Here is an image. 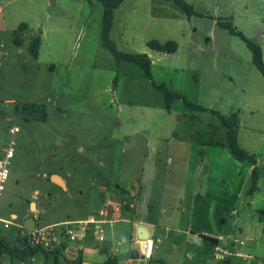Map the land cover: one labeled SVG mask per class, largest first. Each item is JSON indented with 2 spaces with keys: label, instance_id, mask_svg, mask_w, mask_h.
I'll return each instance as SVG.
<instances>
[{
  "label": "rangeland",
  "instance_id": "1",
  "mask_svg": "<svg viewBox=\"0 0 264 264\" xmlns=\"http://www.w3.org/2000/svg\"><path fill=\"white\" fill-rule=\"evenodd\" d=\"M53 1L0 2V155L9 140L13 148L0 193V218L10 220L8 227L0 222L3 241L13 244L16 235L25 233L19 225L30 214L32 200L41 209L42 225L89 211L96 215L109 201L98 186L108 187L111 181L125 189L139 183L141 196L153 185L150 193L161 194L168 208L180 196L188 203L201 177L215 201H231L238 194L240 207L246 208L243 190L251 182V164L232 156L226 128L212 110L237 112V143L258 158L257 198H264V77L243 39L216 22L229 20L259 44L264 58V0H187L195 9L190 16L170 1L169 11L178 14L168 12L159 21L147 16V0H127L117 9L116 46L146 52L152 80L203 110L182 98L166 107L161 89L134 62L116 60L102 47L98 0ZM119 18L126 19V27ZM57 23L61 28H48ZM41 27L45 31L34 57L27 47ZM155 39L173 40L176 50L149 48L146 42ZM50 171L64 176L65 189L48 180ZM113 215H122L121 210ZM223 219L226 234L235 223L229 212ZM102 226L104 240H111L117 254L128 256L130 247L138 248L128 234L111 236L110 224ZM213 226L217 231L220 220L214 219ZM9 257L2 254L0 264H15ZM42 257L37 253L30 264H52Z\"/></svg>",
  "mask_w": 264,
  "mask_h": 264
},
{
  "label": "crops",
  "instance_id": "2",
  "mask_svg": "<svg viewBox=\"0 0 264 264\" xmlns=\"http://www.w3.org/2000/svg\"><path fill=\"white\" fill-rule=\"evenodd\" d=\"M57 1L53 2L56 4ZM125 1L127 0H122L114 9L110 30L112 38H115L113 37V31L116 24L117 9ZM170 1L147 0L149 2L147 16L157 21L168 18V12L172 9ZM135 3L136 0H134ZM175 10H171L173 12L170 13L175 14L177 12ZM1 12L2 8L0 5ZM142 16L146 15L138 14V17ZM48 18L50 19L51 16L48 15ZM118 21V23H122V27H126V19L119 18ZM20 26L24 29L27 28L26 24H21ZM48 28L57 30L61 26L57 23V25L55 24ZM38 31H40L41 36L39 39L41 40L45 28L41 27ZM121 33H124L122 29ZM123 43L125 44L124 41ZM3 54L0 52L1 58ZM257 162L258 158L256 157V164ZM245 170L248 174V168H245ZM54 176L58 179H54ZM200 179L201 177L198 178L197 184L191 193L193 196L188 203H183V199L180 196L178 202L168 208L165 203H162L161 194L154 193L153 195L150 193L153 185L150 187L149 192H142V196L140 193L142 185L139 183H134L128 189L120 188L117 183L112 181L108 187L104 184L99 185L98 191L104 192L109 201L97 211L96 215L89 211L79 218L69 219L66 217L44 225L52 229L55 244L64 242L58 258L59 264H99L104 259L111 257H117L114 264H218L219 261L223 264H264V198L259 200L257 198V193L261 190L259 183L257 189L250 194L247 193L248 186L243 190V194H247L245 196H247L249 201L243 198L246 208H241L239 203L241 195L238 196L237 194V198L231 201L223 199L215 201L212 195L207 193V185L199 181ZM48 180L63 189L67 187L66 179L58 171H50ZM245 185H247V179ZM33 205H37L34 200L29 202V211ZM131 208L136 209L130 213ZM239 208L241 212H239ZM100 210H102V213H99ZM117 210H121L122 215H113ZM227 212L232 214L235 225L228 229L226 234H223L222 230L226 223V219H223V216ZM182 213H185L184 222L179 221V218H182ZM10 216L14 217L15 213L10 212ZM28 219L29 215L19 225L20 229L26 230L23 224ZM86 219L92 220L86 223L81 221ZM214 219L220 220V227L217 231H215L213 226ZM116 222L118 223L116 224ZM105 223L110 224L109 231L111 236H120L123 233L128 234L130 241L138 244V248L139 243L137 240L139 237L137 235L139 226L142 225L148 233L147 237H150L154 243L151 257L146 259L141 256H135L134 252H132L134 256H130L131 247L129 248L128 256H125L124 252H121V255L117 254L112 248L111 240H104L102 236L104 232L102 225H105ZM217 235H223L224 237L221 240H216L215 236ZM65 239L73 241L74 244H68ZM238 240H244L245 243L240 244ZM115 242L117 245L120 244L117 239ZM213 243L225 251L219 260L214 259L212 256ZM34 256H37V254ZM42 258L44 261L49 259L52 261L51 258L45 259L44 255ZM256 258L260 259V261H257Z\"/></svg>",
  "mask_w": 264,
  "mask_h": 264
},
{
  "label": "trees",
  "instance_id": "3",
  "mask_svg": "<svg viewBox=\"0 0 264 264\" xmlns=\"http://www.w3.org/2000/svg\"><path fill=\"white\" fill-rule=\"evenodd\" d=\"M122 0H98L103 6V13L101 15V29L99 35V42L102 47L107 48L112 56L116 60L121 61H128L134 62L142 72H144L145 76L151 79L154 86H157L161 89L162 96L165 99L166 107L170 106V103L178 98H182L184 102L188 105L193 107L196 110H203L206 107L201 106L199 104L193 103V101L189 100L185 95L181 94L179 91H169V88L164 82H155L152 80L151 72H150V65L152 64V60L150 56L144 51H130L125 52L119 49L115 42L113 41L110 30L112 26V16L114 13V9L120 4ZM177 7H180L183 12L190 16L195 13V9L193 5L187 0H171ZM219 25L232 33L238 34L243 41L245 42L246 47L251 52L252 62L256 66V68L262 73L264 77V58L262 48H260L257 42L249 40L247 37L244 36V33L237 29L233 24L230 23L229 20H216ZM22 27V26H20ZM19 37L15 35L13 40L15 42H19ZM40 31L34 32L32 37L29 40L28 47L29 51L32 56H37L39 51V41H40ZM146 45L151 49H156L163 52H174L176 50L175 43L173 40H165V41H158V40H150L146 42ZM213 112L217 113L218 118L222 122V124L226 128V146L229 147V150L233 157L238 160L247 161L251 164V182L247 189V193L250 194L253 190L257 189L258 187V179H259V170L256 167V157L254 153L249 154L240 145L237 143V131L236 127L238 125V121L236 119L237 112L233 111L228 115H223L217 112V110H212ZM27 232L20 236L16 235L15 243L11 244L8 242L3 241L0 238V257L2 254L9 255L10 259L15 262L20 261H27L29 258L34 256L37 253H42L44 258H51L53 264H59L58 258L61 253V249L64 246V242L59 244H55V248L52 250H48L43 245L38 243L30 242ZM117 257H111L104 259L103 262L99 264H114ZM78 264V263H76Z\"/></svg>",
  "mask_w": 264,
  "mask_h": 264
},
{
  "label": "built area",
  "instance_id": "4",
  "mask_svg": "<svg viewBox=\"0 0 264 264\" xmlns=\"http://www.w3.org/2000/svg\"><path fill=\"white\" fill-rule=\"evenodd\" d=\"M17 128H18L17 126H13L10 128V131L14 132L15 130H17ZM10 143H12V140H9L7 147L4 149V153L0 155V193L3 190L4 184L8 179L9 169H7V165H8V160L13 153V148L10 145ZM29 213H30L29 217L34 220V227L32 228V230L30 231L25 230L27 232L26 234L28 235L30 242L41 244L45 248L54 246L55 242L53 239L52 229L40 224L41 209H39L36 205L32 207V209H30ZM99 213H102V210H100ZM90 220L92 219H86L81 221L86 223ZM0 222H3L5 227H8V225L10 224V220H5L2 218H0ZM223 237H224L223 235H217L215 236V239L221 240L223 239ZM137 242L139 243V248L142 257L146 259L150 258L153 252V246H154L153 240L150 237H145L143 239L138 238ZM238 242L240 244L245 243L244 240H238ZM212 245H213L212 256L214 257V259H218V260L221 259L223 252L225 251L222 248H220L217 244L213 243ZM30 259L31 258H29L27 261H20V262L18 261L16 264H30ZM256 260L260 261V259L258 258H256Z\"/></svg>",
  "mask_w": 264,
  "mask_h": 264
},
{
  "label": "water",
  "instance_id": "5",
  "mask_svg": "<svg viewBox=\"0 0 264 264\" xmlns=\"http://www.w3.org/2000/svg\"><path fill=\"white\" fill-rule=\"evenodd\" d=\"M54 179L57 180L58 178H56V176H54ZM23 227L26 230H28V231L32 230V228L34 227V220L29 217V219L24 222ZM147 235H148V233H147L146 229L142 225H140L137 236L139 238H142L143 239V238L147 237ZM132 252L135 253V256H141L142 257V255L139 252V248H137V247H131L130 248V256H134L132 254Z\"/></svg>",
  "mask_w": 264,
  "mask_h": 264
}]
</instances>
